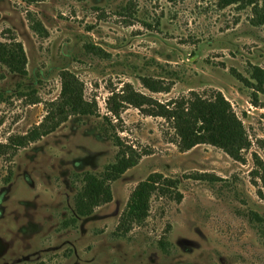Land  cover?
Returning <instances> with one entry per match:
<instances>
[{
  "label": "rangeland",
  "instance_id": "rangeland-1",
  "mask_svg": "<svg viewBox=\"0 0 264 264\" xmlns=\"http://www.w3.org/2000/svg\"><path fill=\"white\" fill-rule=\"evenodd\" d=\"M253 19L218 0H0V43L25 59L24 75L0 61V264H264L251 219H264L253 160L264 161V95L243 80L264 71V23ZM67 81L89 114L66 107ZM130 90L164 105L220 92L250 146L241 161L208 144L182 151L168 120L123 102ZM118 148L135 165L79 217L82 174H99ZM153 173L173 186L152 194L141 223L121 225Z\"/></svg>",
  "mask_w": 264,
  "mask_h": 264
},
{
  "label": "trees",
  "instance_id": "trees-1",
  "mask_svg": "<svg viewBox=\"0 0 264 264\" xmlns=\"http://www.w3.org/2000/svg\"><path fill=\"white\" fill-rule=\"evenodd\" d=\"M218 3L221 8L229 5L250 7L255 24L264 23V0H218ZM17 47L16 53L9 54L5 53V46L0 43V61L8 67L10 72L24 75L25 59L20 45ZM97 51L102 53L99 49ZM243 80L248 82L253 92L264 95V71L262 69L251 67L249 79L243 78ZM142 84L150 92L167 90V87L157 86L154 81L147 78L142 79ZM62 95L65 97L66 107L75 109L79 104L80 114H89L80 105L81 99L76 94L72 82L63 83ZM122 100L138 109L146 108L147 115L161 116L168 120L178 139L177 146L182 151L189 150L198 144H208L221 149L233 160L241 161L242 151L247 150L250 146L242 123L220 92H214L209 98L192 95L187 99L164 105L130 90ZM113 114L117 115V112L113 111ZM35 134L34 131L31 133L30 140L35 138ZM114 138L116 141L118 140L117 137ZM25 140L26 136L20 137L15 144L23 146L28 142ZM258 146L264 151V140L259 141ZM253 158L254 173L264 192V161L256 155H253ZM135 162L132 156H128L127 151L118 148L114 162L106 165L99 174L83 173L81 178L83 185L74 197L75 213L79 217H85L90 215L95 207L109 202L111 199L110 182L118 179L126 170L134 166ZM173 184V181L167 180L157 173L149 175L138 183L129 197L121 218V225L127 226L132 222L141 223L147 216L152 194L158 189L163 190ZM251 219L257 223L258 231L264 237V219L254 212L251 213Z\"/></svg>",
  "mask_w": 264,
  "mask_h": 264
}]
</instances>
